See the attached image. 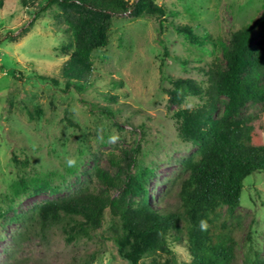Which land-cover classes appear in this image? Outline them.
<instances>
[{"label":"rangeland","instance_id":"1","mask_svg":"<svg viewBox=\"0 0 264 264\" xmlns=\"http://www.w3.org/2000/svg\"><path fill=\"white\" fill-rule=\"evenodd\" d=\"M45 1L4 0L0 7V264H128L108 238L107 211L102 228L89 236L71 231L70 219L41 233L31 228L30 214L82 187H103L97 170L114 173L107 154L137 143L131 172L148 168L147 200L174 209L188 175L185 160L199 146L180 135L176 112L196 110L205 118L209 108L211 116L222 111L211 70L224 67L232 34L256 19L251 46L264 66V0H152L163 14L110 15L107 43L90 52L92 73L80 88L74 80L66 85L61 74L74 34L56 4L38 11ZM171 77L194 82L173 103ZM239 116L264 125V103L246 104ZM111 192L124 198L119 188ZM124 200L139 208L142 193ZM224 212L237 242L230 264L263 258L264 170L245 177L239 205ZM174 249L186 260L181 243Z\"/></svg>","mask_w":264,"mask_h":264},{"label":"trees","instance_id":"2","mask_svg":"<svg viewBox=\"0 0 264 264\" xmlns=\"http://www.w3.org/2000/svg\"><path fill=\"white\" fill-rule=\"evenodd\" d=\"M3 2L0 0V7ZM53 4L62 11L76 40L61 74L66 85L74 80L78 88L87 83L92 73L90 52L107 43L110 15L135 9L164 12L152 0H46L38 11ZM259 22L256 19L238 28L223 48L224 67L211 70L213 90L224 98L222 111L211 116L215 108H209L205 118L196 110L179 108L176 112L180 135L199 146L185 160L188 175L180 183L174 209L154 207L147 200L144 189L150 176L148 168L138 167L131 172L140 151L137 143L133 150L123 148L120 153L107 154L114 173L97 170L103 187L85 186L37 205L30 214L31 228L37 227L43 233L70 219L71 231L89 236L102 228L107 211L108 238L128 264H230L237 242L225 225L221 209L225 207V216L231 215L240 203L245 177L264 170V140L259 138L264 125L239 116L246 104L264 103V66L251 46V31ZM171 80L174 88L168 92L172 103L179 93L194 87L189 79ZM102 111L112 114L108 108ZM67 121L76 126L71 119ZM114 188L121 189L124 198L115 197L111 192ZM140 193L139 208L124 200L127 195ZM178 243L185 248L186 260L180 259L174 249ZM251 264H264V257L253 259Z\"/></svg>","mask_w":264,"mask_h":264}]
</instances>
